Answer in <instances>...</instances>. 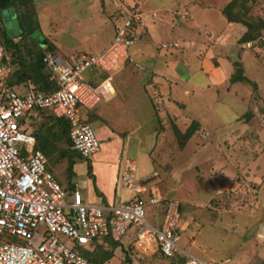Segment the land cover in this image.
<instances>
[{"label":"rangeland","instance_id":"374dc122","mask_svg":"<svg viewBox=\"0 0 264 264\" xmlns=\"http://www.w3.org/2000/svg\"><path fill=\"white\" fill-rule=\"evenodd\" d=\"M213 1L220 3L224 0H35V15L39 26L33 35L34 40L44 51L47 42L58 44V48L52 53L64 60L83 52L97 53L95 51L100 47L111 42L115 27L132 5H136L145 14L155 11L157 31L153 38L154 53L161 57L170 55L173 60H177V71L183 80H188L197 88L193 96L189 95L191 97L186 100L187 109L183 110L175 103L168 102L162 94L163 89L169 91L167 82L162 81V86L159 83L156 85L152 78L153 83L148 84L147 69L151 65L148 60L139 61L138 65L141 68L126 60L130 64V74L138 78L136 89L135 82H132L124 97L118 98L114 105L112 102L106 104L102 115L98 113V108L103 102L93 109H80L82 119L90 125L98 139V150L88 157H82L73 152L64 140H60L54 143L53 153L50 156L45 155L47 167L60 186L67 192L77 189L82 201L88 204L98 205L103 199H118L117 193L122 190L119 186V174L124 158L135 160L137 181L142 183L147 191L153 190L157 193L153 192L155 195L163 199H172L180 203L181 215L178 222L180 237L177 244L182 250L181 253L175 254L172 259H166L158 253L144 255L128 244L131 240L129 232L121 238L116 248L104 242L95 247L93 252L98 258L107 252L113 254L110 259L100 264H184L188 255L204 261H220L223 264H264L262 46L258 39L241 44L249 48L242 52V58L245 60L242 74L249 81L236 83L234 90L237 96L241 94L242 97L251 93L248 97L250 108L247 101L235 97L230 91L226 92L235 71L234 64V67L226 63L222 66L219 72L221 82L215 90L212 87L209 89L205 87L207 79L202 72H194L192 66L187 68L184 65L191 51L198 50V46L188 40L192 37L208 40L219 48H222L220 45L229 46L234 41L240 45L238 40L246 30L241 23L234 25V28L229 23L228 28L231 25L232 31L230 34L226 28L221 34H217L216 31L214 36H208L209 27H204L193 6ZM254 3L255 1L248 2L247 15H250ZM185 11L197 17L192 22L197 35H193L192 28H188L191 19L186 16ZM3 26L4 23L0 20V48L3 58L0 65L7 64L10 69L6 77L8 78L19 67V63L12 61L9 63L10 58L14 59V55L13 58L10 56L12 51L6 49L3 43L1 36ZM222 35L227 36L226 40L217 41V37ZM15 40H18V37ZM172 40L179 41L178 47L160 46L162 42ZM136 42L128 47V54L136 52ZM27 43H32L30 38H27ZM253 46H259L261 50L254 53ZM253 53L256 58L252 57V61L248 54ZM231 57H235L233 52L231 56L229 53V58ZM131 58L133 62L138 63L135 56ZM95 72L97 81L93 83L98 82L103 73L98 70ZM113 74L114 72L112 84L115 86L116 77ZM82 76L88 80L90 74L85 72ZM5 79H0V84L19 92L31 87L28 82L9 86ZM253 84L256 85L255 88ZM142 89L147 96L143 95ZM140 94L143 96H139ZM216 94L219 95V100L213 101ZM135 101L136 109L133 105ZM157 108L161 109L157 111ZM166 111L169 115L179 116L177 127H174L180 131L184 130L192 118L204 121V125L201 131L196 129L182 147L181 138L173 130V123L165 117ZM247 111L249 118L243 116ZM43 112L31 121L24 115L19 120L28 124V130L36 132L49 119L47 111ZM152 122L156 124V137L148 140L146 136L147 140L140 145L141 126L143 124L148 126ZM121 132L131 134L127 146L124 145L125 133ZM230 137H236V140L229 144L223 143L221 148L218 147L217 142L220 139ZM149 141L152 145L148 148ZM62 149L68 150V156H61ZM230 153L236 156L238 162L236 169L245 165L246 173L234 172L235 168L231 166L233 157L229 158ZM69 158L73 161L72 171L67 167ZM87 165H91L92 176L87 174ZM215 166H221L223 173L221 176H219L221 169L217 172L211 171ZM132 193L129 189L123 188L120 197L125 199L130 194L133 196ZM68 195L67 200H70ZM144 210L145 218L156 224L161 216L160 208L146 204ZM59 238L84 255V246L61 234ZM102 239L105 237L99 238ZM225 259L229 261L224 262Z\"/></svg>","mask_w":264,"mask_h":264},{"label":"built area","instance_id":"2783aa9c","mask_svg":"<svg viewBox=\"0 0 264 264\" xmlns=\"http://www.w3.org/2000/svg\"><path fill=\"white\" fill-rule=\"evenodd\" d=\"M156 16L155 11L145 14L132 5L103 50L74 54L68 60L46 52L43 57L46 70L49 78L57 83L53 91L30 87L19 92L0 84V264H90L72 245L59 238V234L88 247L104 237L120 242L130 232L128 244L144 255L158 253L169 258L182 252L177 244L180 203L152 192L141 196L146 188L137 181L135 160L124 158L119 174L120 188L134 193L130 199L109 205L88 204L74 190L67 200L66 191L47 167L46 156L34 147L35 137L28 130V124L19 120L24 115L31 121L30 115L39 110L63 117L69 124L72 149L82 157L95 153L98 139L82 119L80 109H93L114 96L112 73L121 61L129 60L140 67L127 50L138 40L147 19L154 23ZM226 37L222 35L216 40H226ZM178 45L177 40L160 44L163 48ZM95 70L103 72L96 83L82 76ZM9 71L7 64L0 65V79H5ZM146 204L160 208L157 224L145 218ZM184 264L223 262L188 255Z\"/></svg>","mask_w":264,"mask_h":264},{"label":"crops","instance_id":"0c3cea01","mask_svg":"<svg viewBox=\"0 0 264 264\" xmlns=\"http://www.w3.org/2000/svg\"><path fill=\"white\" fill-rule=\"evenodd\" d=\"M230 0H224L223 2L220 3H216V1H213V3L210 2H205V3H201L199 5H194L193 9L195 11V13L199 16V18L202 20L204 27L208 26L207 28L209 29V33L208 36L212 37L216 34H221L224 32V30H226V28H228L229 23H231L232 27L234 28V25L239 24L237 22H232V21H228L226 19V17H224L221 13V9L229 2ZM34 6L35 4V0H33ZM35 10H36V6H35ZM120 11V10H119ZM186 13V11H185ZM186 16H188L191 19V24L188 25V28H192L191 33L193 35H195L197 33V30L195 31L194 27L195 25L192 23L194 19H196L197 17L191 15L190 13H186ZM250 16L253 18L256 17H260L263 22H264V0H255L254 5L251 6L250 9ZM155 23H151L148 19H147V25L144 29H142V32L136 42V52H130L129 54L131 56H135L136 57V62L138 61L137 64H139V61L145 62L146 60H148L151 65H149L150 67L147 69V76H148V84L153 83V79L154 78V83L157 85L159 83L160 86H162V81L167 82L169 91L166 92V89H163L162 94L165 95V99L170 103H175L176 105H178L179 107H181L183 110L187 109V102L186 100H188V97H191L189 95H194L195 90H197V88L190 84L188 80H183L181 74L177 71V60H173L171 58V56H164L161 57L159 55H156L154 53V50L152 49L153 46V38H155V32L157 31L156 27H155ZM5 24V23H4ZM243 26V25H242ZM241 26V27H242ZM244 27V26H243ZM207 31V30H206ZM189 33V32H188ZM197 35V34H196ZM256 39L259 40L260 45L262 46L261 48L264 51V29L261 30V35L259 37H257ZM255 39V40H256ZM190 40L191 43H194L196 46H198V50L197 51H191L190 57H188L187 59H185L184 65L187 66V68H189L190 66H192V70L194 72H202L207 79V83L205 84L206 88H210L212 87L213 90L216 89V87L218 86V84L221 82V78H220V69L222 70V66H224V64H231L232 67H234V62H238L240 63V67L242 68V70L244 71V63L245 60H243L242 58V52L243 50L246 51V49H249L248 47L245 48V46L241 45L244 44L239 42L240 45H237V43L234 41L232 42L229 46H221L222 48L217 47L216 44H213L212 42H209L208 40L203 41V40H199L197 37H192V39H188ZM255 40H252L250 42H254ZM110 42V41H109ZM109 42L100 47V49H98L95 52H99L101 50H103L108 44ZM52 43V42H51ZM53 45L56 46V48H58V44L56 43H52ZM255 48V49H254ZM261 48L259 46H253V50L254 53L259 52V49L261 50ZM233 54L235 55V57H231L229 58V53L230 56ZM248 54L250 59L255 57V54ZM238 56V57H236ZM256 58V57H255ZM191 62V64H189V62ZM140 66V65H139ZM141 68V66H140ZM131 68H130V64H128V62L126 60L121 61L118 66L115 68L114 70V74L116 77V83L114 86V96L106 102H103L100 106L99 104L97 106H99L98 108V113L102 115V113L104 112L103 109H105L106 104L108 103H113L117 102V99L120 97H124V94L126 92H128V89L131 88V83L135 82L134 87L136 89V79L138 81V78H134L130 73ZM87 74H90L89 77V81L91 83H93V81H97V73L95 71H88L86 72ZM233 73V71L231 72V74ZM103 76V73H102ZM245 76V75H244ZM86 79V78H85ZM155 79H157L159 82H157ZM140 80V79H139ZM142 81V80H140ZM241 82V81H236V82H230L227 87H226V92L229 93V91L232 93H234L235 97L245 100L248 102V106L250 108V104H249V95H244L243 97L241 96V94H239L240 96H237V92L236 90H234V86H236V83ZM128 88V89H127ZM143 95H146L145 91L142 89ZM161 93V92H160ZM136 95V93H134ZM160 94V95H162ZM142 94H140L139 96H141ZM142 95V96H143ZM262 97L264 98V95L261 94ZM147 96V95H146ZM213 96V95H212ZM138 97V96H137ZM136 97V98H137ZM135 98V99H136ZM185 98V99H183ZM140 100L141 97L139 98ZM149 99V98H148ZM214 99H216V101L219 100V95L216 94V96H213V101ZM144 100V99H143ZM166 101V102H167ZM145 102V100H144ZM213 104V103H212ZM133 105L135 106L136 109V101L133 102ZM95 106V107H97ZM143 106V105H142ZM94 107V108H95ZM142 108V107H140ZM166 110L167 108L164 107ZM161 108H157V111L160 110ZM248 111H250V109H248ZM247 111V112H248ZM168 111H166V118L168 120H170L173 123V130L178 131L180 133L185 132V130L187 129V127L190 125V123L195 120L198 123V128L197 129H202L203 125H204V121L196 119V118H192L189 121V124L187 126H185L184 130L180 131L178 130L179 128L175 129L174 126L177 127V121L179 116H175V115H169L167 113ZM244 116V115H243ZM255 117V116H254ZM253 117V118H254ZM238 120H240V118L238 117ZM186 122V121H185ZM248 122V121H247ZM244 122V123H247ZM263 122H264V114H263ZM187 123V122H186ZM143 126V127H142ZM141 126V131H142V135L139 139V143L140 145H142V143L144 144V140H147L146 136L148 137V140H152L154 137H156V124L155 123H151L147 125H142ZM148 127V128H147ZM174 131V132H175ZM121 133H125V140L126 142L124 143L125 146H127V144L129 143L130 139H131V134L127 133V132H121ZM178 135V134H176ZM179 137V136H178ZM191 137V136H190ZM189 137V138H190ZM181 138V137H179ZM188 138V139H189ZM187 139V140H188ZM187 140L183 143L182 147H184L185 143L187 142ZM236 137H230V138H223L220 139L218 143V147L221 148V145L224 143L229 144V142L235 141ZM180 141L182 142V139H180ZM152 142L149 141V147H151ZM223 147V146H222ZM223 149V148H222ZM232 158V162L231 166L235 168V171H240L243 173H246L247 168L244 166H241L239 169H236V165H237V160H236V156L233 154H229V158ZM241 168H243L241 170ZM219 169H221V166H215V168H212L211 171L212 172H217ZM219 176H221L222 173V169L219 172ZM264 174V173H262ZM234 175H232L233 177ZM245 177V174H244ZM222 178V177H221ZM246 178V177H245ZM234 186V185H233ZM121 189V188H120ZM125 189V188H124ZM74 190H77L74 188ZM72 190L71 192H67L66 193L68 196H70L72 194V192L74 191ZM123 190V188H122ZM122 190H119L117 193V198L118 199H103L102 202H100V204L102 205H109V204H117V203H122L128 199L131 198V194L125 198V199H121V194H122ZM78 191V190H77ZM155 193L157 194L155 191H150V190H146L145 192L141 193V196H146L149 193ZM133 194V193H132ZM115 202V203H112ZM157 224V223H156ZM259 237V236H258Z\"/></svg>","mask_w":264,"mask_h":264},{"label":"trees","instance_id":"16d2710c","mask_svg":"<svg viewBox=\"0 0 264 264\" xmlns=\"http://www.w3.org/2000/svg\"><path fill=\"white\" fill-rule=\"evenodd\" d=\"M253 3L255 0H230L222 9L221 13L228 21L241 23L245 27L244 33L240 36L239 42H249L255 40L261 35V30L264 29V22L260 17L253 18L247 15L249 6L248 2ZM6 8H13L15 15L18 19L20 34L18 36L11 37L8 31L3 26L1 30V36L3 37V43L6 49L11 50L10 56L14 55V59L9 60V63H19V67L6 78V83L9 86L19 85L21 83H30L31 87L44 92H50L57 88V83L55 80L49 78V74L46 70L43 57L45 51L53 52L57 48L50 41L45 45V51L40 49L38 43L35 42L32 33L38 30V22L36 21L35 9L33 0H4L0 1V20L3 21L2 10ZM18 37V40H15ZM27 38H30L32 43H27ZM13 58V56H12ZM3 60V58H0ZM235 71L230 78V82L236 81H249L243 74L240 67V63L234 62ZM255 88L256 85L253 84ZM44 110L36 111L35 114H31L30 118L34 119L40 113H44ZM49 119L42 124L38 131L32 132L35 137L34 147L38 148L43 152L44 155L50 156L54 151V143L56 141L64 140L68 147L72 148L69 139V124L68 121L63 117H56L50 112ZM246 118H249L248 112L243 114ZM198 128V123L193 120L187 127L185 132L180 133L176 131L179 137H181L183 143L194 133ZM68 148V149H69ZM73 152H76L73 150ZM68 153L67 149H62L60 154L62 157L66 156ZM77 153V152H76ZM68 156V155H67ZM68 170L72 171L73 161L71 158L67 159ZM87 174H91V165H87ZM181 210V207H180ZM111 244L113 248L117 247L118 242L111 241L108 238L99 240L96 239L88 247L83 248V256H85L90 264H100L112 257V252H107L98 258L93 250L100 243ZM164 257V256H162ZM174 257V256H173ZM173 257H164L166 259H172Z\"/></svg>","mask_w":264,"mask_h":264},{"label":"water","instance_id":"95a60500","mask_svg":"<svg viewBox=\"0 0 264 264\" xmlns=\"http://www.w3.org/2000/svg\"><path fill=\"white\" fill-rule=\"evenodd\" d=\"M0 1H4V0H0ZM2 15L8 34L11 37L18 36L20 34V27L14 9L13 8L3 9ZM34 33L35 32L32 33V36L35 35Z\"/></svg>","mask_w":264,"mask_h":264}]
</instances>
